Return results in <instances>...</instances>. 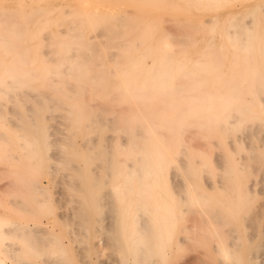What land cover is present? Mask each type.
I'll list each match as a JSON object with an SVG mask.
<instances>
[{
    "label": "bare ground",
    "instance_id": "1",
    "mask_svg": "<svg viewBox=\"0 0 264 264\" xmlns=\"http://www.w3.org/2000/svg\"><path fill=\"white\" fill-rule=\"evenodd\" d=\"M73 1L0 0V117L5 99L13 101L14 108L24 107L35 112L61 108L66 111L65 122L71 124L69 129L75 125L79 132L83 124L87 131L85 133L83 128L79 134L85 133L86 141L94 142L95 133H91L109 128L111 121L115 119L116 122L118 110L113 112L117 114L113 115L115 118L112 120L106 115V109H110L104 106L105 103L103 107H94L85 98L87 95L107 98L110 94H116L117 101L126 106V112L121 119L118 118L120 125L114 126L121 136L117 154L123 156L122 159L119 156L121 160L118 161L119 173L123 170V179L118 184L116 182L115 191L116 195L124 191L128 223L124 229L126 237L132 241V255H138L139 259L147 258L145 260L150 264H156L155 257L165 255L166 232L169 234L168 244L175 251L181 250L190 239L188 234L192 227L188 224L191 220L189 215H196L199 223L205 224L206 228L202 225L205 228L201 229L202 232H207L211 237L212 251L219 254L218 259L216 255L218 264H258L255 257L264 253V230L258 232L259 222L255 219L256 214H253L257 196L247 181L248 176L256 170L263 172L264 176V0H253L249 7L251 0H239L242 2L240 10L224 20L211 12L224 0H181L184 4L179 5L175 3L179 0H99L112 4L106 10H101L97 0H78L77 5ZM89 3L94 5L86 9ZM126 3H132V7L133 3L135 7L149 5L150 8H147L152 13L161 9L162 21L166 20V9L184 12L192 11L190 9L194 7L195 10H209L213 15L201 20V28L206 31H200L208 34L204 41L206 39V47L211 49L188 54L190 56L187 52L178 55L181 50L177 53L174 45H183L189 36L185 38L181 35L174 39L173 35L176 38V34L171 29L177 23L172 25L174 22L170 19V30L164 26L161 28L157 22L154 24L142 19L141 16L146 13L142 14L141 9L138 10L142 20L138 18L139 21H136L135 13L138 12H134L132 19V9H128L130 4L126 8ZM176 10L175 14L179 15L180 12ZM184 13V18L188 20L195 18H188L187 13L190 12ZM162 21L159 20V24ZM175 30H178V26ZM148 33L159 35L150 38L146 36ZM192 40L194 43L195 40ZM111 47L117 48V51H110ZM119 48L127 50L123 62L114 59L120 56ZM195 49L197 47L192 52ZM230 50L233 53L230 58H233H228L230 61L226 63V51L229 53ZM147 58H152V61L147 62ZM101 65L105 68H98ZM27 99L32 104L29 103L31 105L26 108ZM47 115L40 114L49 120ZM28 117L32 125L39 123L41 118L37 121V116L32 114H28ZM41 123L38 126L44 138L38 135V130L35 134L45 139L47 146L55 144L60 157L62 153L56 143L60 137L57 135L50 140V133L46 130L43 132L41 127L44 125ZM193 128L206 138V147L191 146L185 134L188 135V130ZM216 134L217 139H213ZM193 135L194 132L192 139ZM104 139L108 140V137ZM37 141L40 142L38 138ZM107 143L90 155L107 157L110 147ZM236 154H240L239 158H236ZM49 156L56 161V157ZM49 167L53 169V165ZM235 171L242 173L243 180H236L237 187L232 188L235 184L231 186L225 179ZM212 175L213 179L207 181ZM238 185L244 188L243 191ZM162 189L167 191L163 192L168 193L167 196H158L157 192H162ZM232 191L234 193L230 200L228 193ZM102 192L98 197L99 205L112 203V194ZM117 199L121 200L119 197ZM231 201L236 207L233 205L234 208L229 207L225 211L218 206L224 202H229L227 205L230 206ZM258 211L256 209V213ZM108 212H111L110 208ZM234 213L236 217L237 214L241 215L244 227L251 223L254 232L256 230L253 236H248L252 232L241 234L234 224ZM150 217L162 225L153 226ZM195 232L198 234V231ZM3 245L4 250L15 248L5 242ZM191 259L183 264H191ZM0 264L6 262L0 258Z\"/></svg>",
    "mask_w": 264,
    "mask_h": 264
},
{
    "label": "rangeland",
    "instance_id": "2",
    "mask_svg": "<svg viewBox=\"0 0 264 264\" xmlns=\"http://www.w3.org/2000/svg\"><path fill=\"white\" fill-rule=\"evenodd\" d=\"M77 1L78 0L76 1L74 0L73 3L77 5L78 3ZM97 1H98L97 3H99L101 10L110 9L112 6V4L108 3V1L106 2H102L103 0L102 1L97 0ZM172 1L173 0H171L170 2ZM175 1L177 0H174V2ZM224 2H222V4L224 5L220 3L219 6L213 8V11H211L213 14L215 13L219 15V17H221V20H224V18L225 19L229 18V16H231L230 14H234L238 12V10H240V5L242 3L239 0H230L231 3L229 2V4H227L228 0H224ZM175 3L176 5H179L182 3V1L179 0L178 2H175ZM233 3L235 4L231 6ZM252 3H253V0L249 1L248 7L252 5ZM129 4L130 3H128L127 6L124 4V7L126 6V8H128L130 6L128 9L129 10L130 8L132 9L131 10L133 14V15L131 14L132 19L134 18L135 14L138 16V17L135 16L136 19L134 20L136 21L138 18H140V15L145 14V13L146 14L143 15L144 17L141 16V18L148 22L149 21L151 23L155 22L154 24H156L157 22L159 24V20L162 21L161 19H163V14L161 13L162 11L161 12L159 11L161 9L157 11H153L152 13V12H149L150 9L147 8L149 7V5L142 7L140 4V5H136L135 7V3H133L134 6L132 7L131 6L132 3L130 5ZM172 4L173 6L175 5L174 3ZM88 5L89 6H87L86 9L93 7L94 4L89 3ZM234 6L235 8H233ZM138 9L139 10L141 9V11L143 10V12L147 9L148 11H145L144 13L141 12L142 14H140V11ZM195 9L196 8L193 7L192 9H190L192 11H184V12H190V13H187L189 14L188 18L195 17L193 20L197 18L200 20L199 22L197 19L195 20V22L192 19L188 20L186 17L185 19L184 16H186V13L182 12V10L179 11L175 9L176 11L180 12V13L178 12L180 15L179 16L178 14L177 15L175 14L174 12L175 10L172 11V10L166 9L164 10L166 13L163 11L164 15L166 14L165 16L166 18H164L166 20H163L164 22L163 21L160 22L159 25L157 24V26H161V28L164 26L168 30H170L169 24H172V22H174L172 25L177 23L174 25V27L177 25L178 30H175L177 26L175 28L173 27L174 30L173 28L171 29L173 31L172 33L176 34V38H175V35L172 34L175 40L178 39V37L180 38L183 36L187 38L189 36L188 41L185 42L183 45L177 44L176 45L177 47L174 45V48L177 50V53H179V51L181 50L178 55H180L183 52H187L186 53L187 55L192 54V53L195 54L197 52L201 53V52L209 51L211 49V48L206 47V39L204 41V38L206 35L208 37V34L206 32H205L206 35L202 34L204 30L206 31V29L201 28V20L213 14L209 12V10L207 9H203V10L201 9L195 10ZM198 10H201V11H198ZM204 10H207V11H204ZM134 12H138V13L134 14ZM157 12H158V15H157ZM171 12L172 13L174 12L173 14L175 15H173ZM150 14H152V17L154 15V18H152ZM171 15L173 16V18L171 17ZM181 17L185 21L182 20ZM141 18L140 20H142ZM170 19H172V22H170ZM180 22H182L183 24H181ZM185 24L189 26L188 27L186 25V30H185ZM198 25L200 26L198 27ZM196 27H198L199 29ZM201 29L203 32L200 31ZM193 30L196 32V34L193 33ZM176 32H179V33H176ZM198 34L200 36H198ZM147 35L150 38H153V37L155 38L157 33L156 34L148 33L146 34V36ZM215 37L216 38L219 37L218 34L217 36L215 35ZM192 39L195 40L194 43L191 42ZM216 42H219V41L217 40ZM199 44L201 47L199 46ZM203 44H205L204 49L202 47L204 46ZM196 47L197 49H195V51L192 52L193 49ZM198 48L203 49V50H199ZM119 49H118V53H120V56L114 59L117 62L118 61L123 62L126 59L125 54L127 50L125 48L123 49L119 48ZM109 50L110 51L115 50L116 52L117 48L111 47ZM230 51L231 52L229 53H227L226 51V54H227V59H226L227 61L225 60L226 63L230 61L229 59L233 58V57L230 58V55L233 56L232 50ZM113 61L114 60H112L111 62ZM151 61H152V58L150 59L147 58V62H151ZM103 67L105 68V66L103 65L98 66V68H103ZM115 95L116 94H110L109 96H107V98H105L104 96L100 98L99 96L87 95L88 97V98L86 97L87 99L85 98L86 95L84 96L85 100L92 103L94 107H101L102 104L105 103V105L104 104L103 105L110 109V110L106 109L107 110L106 115L111 117L112 120L115 118V117L113 118V115L115 116L118 113L116 116L117 123L115 122V119L114 121H111L114 125L111 124L110 122V127L107 128L108 130L107 129L96 130V132L91 133V134L95 133L93 134V136L96 137L94 142L86 141L85 133L87 131V128L84 127L83 124H82L83 126L82 128H81V125L79 126L81 128L80 131L82 132L84 128L85 130L84 131L85 133H83L84 135L82 134V132L79 134L80 131L77 132L78 131L77 129H79L78 126L76 127L75 125H72L70 126L71 130L69 129V125L71 124L70 122H67V121L65 122L64 115H66V111H63L64 109L54 108L50 112H41V111L35 112L32 109L30 110L27 108L28 105L32 104L30 99H27L29 100V102L26 103L27 109H25L24 107L14 108V105H13L14 103H12L13 101L9 99H5V100L3 99L4 107L1 110L2 117H0V230H1L0 231V258L3 259V261L6 262V264H150L147 260H145L147 258L139 259L138 255L137 256L132 255V252L130 250V247H131L130 245L132 241L130 240V238L126 237V229H124V228H127L126 225H128L127 219L125 218L126 203L123 200L124 191L123 190L122 192L120 191L121 192L120 195L118 194L116 195V191H115L117 184L121 182L123 179V175H122L123 170L119 173V163H118V161H120L123 158V156L117 154V151H118L117 144L121 136L118 135L119 133H117V131L115 130V127L116 125L118 124L120 125L121 123V122L118 123V121H120L118 120V118L120 117L122 118L126 112V106L123 103H119L120 101H117L119 99H117ZM96 99L97 101H99V103L96 101ZM104 99L106 100L105 102H104ZM111 99H113L114 104L112 103ZM94 101H96V103ZM106 102H107V106H106ZM97 103H98V106H95ZM116 109L118 110V112L116 114H113V112L116 111ZM16 110L21 111V112H18ZM24 112L25 114L27 113L26 116L24 115ZM45 113H47L48 115ZM120 113L121 115L119 116ZM28 114L37 116L35 117V120L41 117L40 114L43 116L47 115L48 119L50 117V119L47 120L45 119V117L42 118L43 117L42 116L41 117L42 120L40 118L39 123L42 122L41 125H44V127L40 126L43 132L46 130L50 133L51 135L49 136L50 140H52V138L57 135L60 137V139L56 141V143H58L57 145H59L58 149H60L62 153V154H59L60 157H58V152H56L55 150L57 149L55 144H52V145L50 144L49 146L46 145L45 139H43L44 135L39 130L40 128L38 126L39 124L37 122L38 120L36 121L37 123L34 122L32 125V122L29 120ZM35 124L37 126H35ZM111 125L113 127H111ZM33 127L36 129L34 130ZM193 129L188 130L189 131L188 135L185 134L189 143L191 142V146H193V148L194 147L195 148L196 147L197 148L206 147L204 145V143L206 142V138L200 136L199 133L197 132V129H194V130ZM37 130L38 132H40V134L38 133V135L43 137V138L41 137L42 139H40V136H37V134H35ZM33 132H34V135L36 136L33 135ZM193 132H194L193 139L195 138V140L192 139ZM73 133H75L76 135ZM112 133L115 138H113ZM189 133L190 134L192 133V134L189 135ZM78 134L80 136H78ZM82 135L83 137H81ZM76 136H78V138ZM105 137H108V140H105L104 139ZM37 138L40 141L39 143L37 141ZM189 139H191L192 141ZM196 139H198L197 142H196ZM213 139H217V134L213 137ZM42 140H43V144H42ZM104 141L109 143L110 147L107 145L109 147V155H107V157H104L103 155H97L96 157L91 156L90 153L92 151L101 148L103 146V143L106 144V142ZM34 143L36 145H34ZM100 144L102 145L100 146ZM87 146H89L90 148L89 147L87 148ZM111 147L113 148V150H111L112 149ZM53 148L55 151H53ZM84 150H85V153H84ZM69 151L74 152V154L70 153ZM50 152H53V153H50ZM50 154L56 157L58 160L56 159L55 161L53 157L49 156ZM81 154H83L82 158H80ZM119 156H122L121 159ZM235 156L236 158H239L240 154H236ZM84 157L88 158V161L87 159L85 160ZM59 158L61 159V161ZM115 160L117 162H115ZM57 161L59 164H57ZM68 162L70 166L68 165ZM55 163L57 164V167ZM65 163H67V165ZM99 163L101 166L98 165ZM50 164L53 165V169L55 168L56 170H53L51 167H49L51 166ZM93 165H95V167ZM67 166H69L70 168ZM86 166L88 167L87 169H86ZM116 166L118 167V169L116 168ZM109 167L111 169H109ZM94 171L96 172L95 174H94ZM98 172L99 174H97ZM262 174L263 172H261L260 170H256L253 172L252 175L248 176V181H247V184L249 182L250 188H252V190L257 196V199H256L257 207L255 206L254 208H256L257 211L259 210L258 211L259 213L258 212L256 213V209H255V212L253 211V214L254 213L256 214V215L254 214L256 216L255 219L259 222V226L257 228L259 233H261V231L264 230V193H263L264 192V186H263L264 176H262ZM231 176H233L234 178ZM113 179L115 180L113 181ZM208 179L209 181L212 180L213 175L207 178L206 180L208 181ZM231 180L233 181V183ZM236 180H241V181L243 180V175L241 172L235 171L234 174L232 172L227 177V179H225V181H227V183L230 184L231 186L235 184L232 186V188L233 187L235 188V186L237 187ZM240 185H238V187H241L243 191L244 188ZM92 186L93 188L94 187L95 188L94 189L91 188ZM97 186L99 187L97 188ZM101 191H103L102 194L104 193V191L105 193L108 192L112 194V203L104 202L103 204L105 206H103L102 204L99 205L98 197L101 196ZM161 191L162 192L160 191L157 192L158 196L160 197L167 196L168 193H163V192H167L166 190L164 191V189H162ZM207 191L211 192V190H207ZM230 193L231 192L228 193L229 194L228 198H230L231 200L234 192L232 191V193L231 194ZM95 194L97 196H94ZM162 194H164L165 196ZM117 197H119L121 200L119 201ZM216 197L217 196H215V198ZM224 203H222V206L220 205L218 206L225 209V211L229 207H232V208L236 207V205H234L232 201L230 202L231 203L230 206L227 205V203L229 204V202L227 203L224 202ZM109 208L111 212L107 213ZM104 211L106 214L103 213ZM132 211L136 212L137 209H133ZM116 212H117V215H116ZM235 215L236 214L234 213L233 216ZM189 218L191 219L190 220L191 223L190 221L189 223L188 222L187 223L192 227V230L188 234L190 239L187 240V242L185 243V245H183L181 250L175 251L173 247L170 246V244H168V242L170 243V241H168L169 234H167L168 232H166L165 233L166 235L164 234L165 241L167 240L166 241L167 244L165 243V249H166L165 255L163 257H161L160 255L155 257L156 264H183L184 262H189L191 258H192L191 264L193 262H194L193 264H196V263L197 264H218L216 260L218 259L219 254H215L216 252L214 253V251H212L211 237H209V234H207V232H202L201 230V229L206 228L205 224H201L203 222L199 223L196 215H189ZM233 219H234L233 221H234L235 226L240 230L241 234L244 235L245 233L249 234L250 232H252V235L250 233L248 236H253V234L256 233V230L254 232V229L252 225H250L251 224L250 222H248L247 227L243 226L242 218L240 214H237V217L235 216L233 217ZM151 224L153 226L162 225L161 223L158 222V220H153L152 218H151ZM195 231H198V234ZM263 238H264V235H263ZM4 242L10 246H14L15 248L11 250H4V245H3ZM127 251H128V254H127ZM263 254L264 253H261V256H260V253L256 255L255 259L257 258L256 261L258 262V264H264ZM196 255L199 256L198 259H196ZM216 255H217V259H216ZM126 261H128L129 263H126Z\"/></svg>",
    "mask_w": 264,
    "mask_h": 264
}]
</instances>
